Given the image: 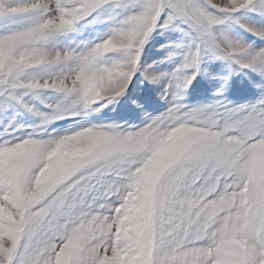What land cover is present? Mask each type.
Segmentation results:
<instances>
[{
  "label": "rangeland",
  "instance_id": "1",
  "mask_svg": "<svg viewBox=\"0 0 264 264\" xmlns=\"http://www.w3.org/2000/svg\"><path fill=\"white\" fill-rule=\"evenodd\" d=\"M0 264H264V0H0Z\"/></svg>",
  "mask_w": 264,
  "mask_h": 264
},
{
  "label": "bare ground",
  "instance_id": "2",
  "mask_svg": "<svg viewBox=\"0 0 264 264\" xmlns=\"http://www.w3.org/2000/svg\"><path fill=\"white\" fill-rule=\"evenodd\" d=\"M223 1V0H222Z\"/></svg>",
  "mask_w": 264,
  "mask_h": 264
}]
</instances>
